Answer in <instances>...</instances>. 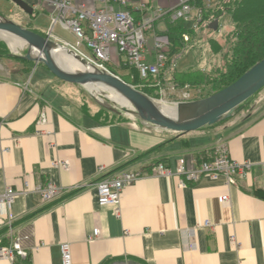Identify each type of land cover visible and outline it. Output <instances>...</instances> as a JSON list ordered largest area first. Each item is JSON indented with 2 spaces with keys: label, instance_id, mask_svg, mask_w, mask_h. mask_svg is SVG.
I'll use <instances>...</instances> for the list:
<instances>
[{
  "label": "crops",
  "instance_id": "0c3cea01",
  "mask_svg": "<svg viewBox=\"0 0 264 264\" xmlns=\"http://www.w3.org/2000/svg\"><path fill=\"white\" fill-rule=\"evenodd\" d=\"M24 1L28 17L52 18L49 0ZM111 3L128 10L147 4ZM175 4L158 0L160 8ZM27 27L47 33L31 21ZM41 115L45 122L37 123ZM217 126L172 134L105 114L74 87L7 72L0 59V193L27 190L13 200L11 223L0 218V246L18 242L25 254L0 264H61L62 242L70 243L72 264H264V198L255 194L264 191V98ZM221 150L251 164L235 185L223 176L192 182L154 173L158 164L174 172L179 158L190 165L200 153ZM120 170L144 175L122 188L117 216L97 204L95 183ZM48 183L58 192L45 201L37 188ZM222 195L227 203L219 202ZM93 229L99 236L89 240Z\"/></svg>",
  "mask_w": 264,
  "mask_h": 264
},
{
  "label": "built area",
  "instance_id": "2783aa9c",
  "mask_svg": "<svg viewBox=\"0 0 264 264\" xmlns=\"http://www.w3.org/2000/svg\"><path fill=\"white\" fill-rule=\"evenodd\" d=\"M93 7L86 8L83 4L74 5L71 0H49L53 6V25L62 23L73 35L75 44L63 43L76 54L85 59L89 64L99 70L109 72L107 65L119 68L122 64L134 69L140 78L158 77L169 80L176 71L177 60L180 53L169 54V44L166 39V23L183 21L191 24L195 30L200 26H208L211 22L204 19V13L212 9L219 0H176V4L170 8L157 7L152 13L146 5H140L136 10L145 13L140 19H136L127 8L114 9L111 0H93ZM121 6H127L126 0H114ZM163 25L162 29L159 27ZM184 43L189 41V34H182ZM81 44L85 45L91 53V58L86 59L78 52ZM177 86L169 82L171 92L176 91ZM188 88V85H185ZM181 91L183 101L190 98V93ZM162 90V89H161ZM164 96L168 93L163 92ZM41 115L37 123H44ZM251 164L247 161L238 162L228 156L225 150L215 153L210 159L196 162L190 165L186 159L179 158L176 161L175 171L163 164L156 166V175L169 177L173 174L183 178V181L196 182L200 176L209 175L212 178L223 176L227 185H235L238 177L243 178L250 170ZM144 175L139 170H120L100 178L95 183L96 199L99 206H111L115 215H119L121 190L125 185L131 184ZM26 189L15 190L7 187L0 193V218L11 223L13 215L10 212L13 200L17 195L26 192ZM41 198L51 200L58 190L50 183L37 188ZM219 202L227 203L228 196L219 197ZM205 226L210 223L206 221ZM99 236V230L93 229L89 240ZM61 264H72L70 243H60ZM18 242L11 245L0 246V260L13 261L15 256H24Z\"/></svg>",
  "mask_w": 264,
  "mask_h": 264
},
{
  "label": "rangeland",
  "instance_id": "374dc122",
  "mask_svg": "<svg viewBox=\"0 0 264 264\" xmlns=\"http://www.w3.org/2000/svg\"><path fill=\"white\" fill-rule=\"evenodd\" d=\"M224 2V0L220 1ZM146 5L148 7V10L152 13L155 11L158 7V0H146ZM0 15L4 16L7 19H10L13 22H16L20 24L22 27L27 28V24L29 21H31L32 25L39 29H44L45 32H49L50 35L54 38H58L60 41H67L70 44H75V39L68 32V30L64 27L62 23H56L53 25V21L50 17L38 14L34 15L32 18L31 16H27V13L21 11L11 0H0ZM161 29L163 25L159 26ZM186 30L191 29V24L186 23L185 24ZM237 31V28L234 27L233 20L230 16V13H224L219 18L218 21V28L216 30H210L207 28V26H200L199 28H196L194 32L191 34L190 43L184 45V42L182 43V46L180 49L181 55L177 60L176 64V71H192L199 69L203 71L207 75L208 80L217 79L221 76L223 71H225V66L230 62L233 61V59L237 58L236 50L233 47V41L234 39L231 38L232 35H234V32ZM45 35V34H44ZM43 35V36H44ZM9 38V37H7ZM0 42L4 43L6 48L8 49V55L3 56L1 58L3 68L10 73L17 72L20 74H26L27 79H33L35 80L36 77L40 76V74H43L46 76V78L52 77L53 82H55L58 85H61L65 88H71L74 87L77 91L78 97H80L82 100H86L92 104H95L97 107L100 108L102 111H109L111 115L113 116H120L124 117L127 120H130L131 122H141L137 116L133 114L126 113L124 111V108H121L118 103H115L111 99V93L109 94L108 91H100L98 89H93L94 94H91L86 86L83 85H77V84H71L68 82H64L62 80H59L55 76H53L43 65H35L32 61H22L20 56H25L27 52V45L23 43L22 47L17 49L16 52H13L11 47L8 45V43L1 37L0 35ZM212 42L219 45V50H214L211 46ZM78 52L83 55L84 58L90 59L91 53L86 48L85 45L81 44L79 47H77ZM70 49V48H68ZM72 50V49H70ZM235 54V55H234ZM234 55V56H233ZM24 60V59H23ZM231 63V62H230ZM112 68H109L111 70H116L117 75L120 76V74H124V70H120L119 68L110 65ZM122 67V65H121ZM252 67V66H251ZM247 71V70H246ZM28 73V74H27ZM154 82V81H151ZM161 89L158 94H155L154 92H145L144 88L147 84L138 83L137 81L128 80L127 83L134 89L140 91L141 93L145 94L148 98L159 102L160 104H166V105H176L178 102H187V101H194L197 99H202L210 96L209 94L213 91L212 85L208 83H204L198 87H192L186 82H180L178 80H175L173 83L175 86H177L176 91L171 92L169 89V81L166 79H161ZM145 85V86H144ZM185 85H188V88H185ZM184 90L188 91L190 93V98L187 101H183L181 97V91ZM221 90V89H220ZM167 91V95L164 96L163 92ZM154 93V94H153ZM212 95V94H211ZM264 98V87L260 89L257 93H255L252 97L244 101L242 104H240L238 108H236L231 114L228 116L223 117L219 122L216 124H213L212 126L215 127L217 125L222 124L223 122H227L231 118L235 116H239L241 114H247L251 111L253 106L257 103L262 101ZM106 106H110L113 109L120 112L116 113L113 111H110ZM128 109V108H125ZM130 110V109H129ZM132 110V109H131ZM119 114V115H117ZM218 127V126H217ZM174 134L173 132H170Z\"/></svg>",
  "mask_w": 264,
  "mask_h": 264
},
{
  "label": "water",
  "instance_id": "95a60500",
  "mask_svg": "<svg viewBox=\"0 0 264 264\" xmlns=\"http://www.w3.org/2000/svg\"><path fill=\"white\" fill-rule=\"evenodd\" d=\"M11 1L24 12L31 14V6L24 0ZM217 28V19L208 25L210 30H216ZM1 34L15 37L27 45L25 56H20V58L32 61L35 65H43L53 76L64 82L83 86L88 84L104 85L117 92L132 106V110L124 108L126 113L137 116L145 124L173 133H189L216 124L264 87L263 58L234 82L212 95L194 101L178 102L176 116H170L160 111L154 100L131 87L118 76L97 69L73 50L68 49L63 43L50 39V33L43 36L0 15ZM58 47L67 50L82 64L91 66L92 70L71 72L59 67L51 56V52ZM106 107L110 111L120 113L110 106Z\"/></svg>",
  "mask_w": 264,
  "mask_h": 264
},
{
  "label": "trees",
  "instance_id": "16d2710c",
  "mask_svg": "<svg viewBox=\"0 0 264 264\" xmlns=\"http://www.w3.org/2000/svg\"><path fill=\"white\" fill-rule=\"evenodd\" d=\"M220 1L222 0H219V2L212 9L207 10L204 13V19L209 21L218 19L219 21V18L224 15V13H230L234 27L237 28V31H235L234 35L231 36V38L234 39L233 47L236 50L235 53L237 58L233 59V61H230L231 63L229 62L225 66V71H223L220 77L217 79H212L211 81L208 80L207 75L199 69L181 72L175 71L172 74V78L167 81L173 83L175 80H178L180 82H186L192 87H198L204 83H208L212 85L213 91L209 94L211 95L234 82L251 66L264 58V0H224V2L221 3ZM196 2L200 3V0H196ZM129 12L136 19H140L141 16L145 14L144 12L141 13L132 9H129ZM185 24L186 23L181 20L173 23H166L167 31L165 35L169 44L170 55L181 51L180 49H182L181 46L183 43L182 34L188 33L189 41L191 39V34L194 32V30H186ZM35 32L44 35V33L38 31ZM188 42L184 43V45L188 44ZM211 46L216 51L220 48L219 45L214 42H212ZM8 54V49L6 48L5 44L0 42V59L3 56H7ZM19 60L25 61L22 58ZM107 67L108 69L112 68L110 65H107ZM119 69L124 70L125 73H122L119 76L117 75L115 69H109V71L110 73L118 76L124 82L132 80L137 81L138 83L142 81V83L147 84L146 86L144 85L145 88L143 93L154 92L155 94H158L160 92V81L162 79L161 76L140 78L134 69L124 64H122V67L120 66ZM100 112L111 114L107 110H100ZM211 157L213 156L207 155L203 152L202 154L200 153V155H198L195 159L199 163L210 159ZM255 194L261 198H264V191L260 189L256 190Z\"/></svg>",
  "mask_w": 264,
  "mask_h": 264
},
{
  "label": "bare ground",
  "instance_id": "6f19581e",
  "mask_svg": "<svg viewBox=\"0 0 264 264\" xmlns=\"http://www.w3.org/2000/svg\"><path fill=\"white\" fill-rule=\"evenodd\" d=\"M1 37L6 40V42L11 47L13 52H16L17 49L21 48L23 45V42L18 40L15 37L8 36L6 34H1ZM7 37H9V38H7ZM51 56L53 57V60L55 61V63L59 67L65 69L67 71L83 72V71H88V70L91 71L92 70L91 66H89L87 64H82L73 55L69 54L67 52V50H65L61 47H58L57 49L53 50L51 52ZM86 88L88 89V91L91 94L95 93L93 89L99 90L96 93H99L100 91H108L109 94L111 93L110 97H111L112 101H114L115 103H118L121 108L132 109V106L121 95H119L117 92L107 88L104 85L88 84V85H86ZM155 104L157 105L159 110L162 111L163 113L170 115V116H176L177 110H178L176 105L160 104L157 101H155Z\"/></svg>",
  "mask_w": 264,
  "mask_h": 264
}]
</instances>
